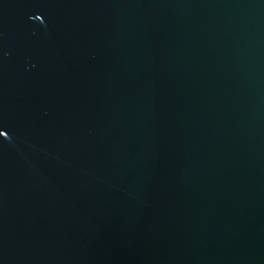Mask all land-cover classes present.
<instances>
[{"label": "water", "instance_id": "95a60500", "mask_svg": "<svg viewBox=\"0 0 264 264\" xmlns=\"http://www.w3.org/2000/svg\"><path fill=\"white\" fill-rule=\"evenodd\" d=\"M0 264H264V0H0Z\"/></svg>", "mask_w": 264, "mask_h": 264}]
</instances>
